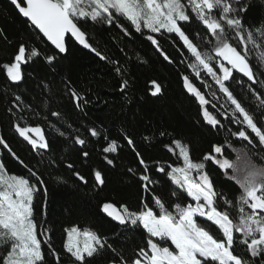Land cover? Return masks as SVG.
<instances>
[{"label":"trees","instance_id":"trees-1","mask_svg":"<svg viewBox=\"0 0 264 264\" xmlns=\"http://www.w3.org/2000/svg\"><path fill=\"white\" fill-rule=\"evenodd\" d=\"M248 3L246 27L264 24V0H248ZM120 23L131 35H126L119 26L85 25L90 42L100 56L69 41L68 52L57 55V59L50 64L45 56L56 54V50L42 35L33 32L30 23L18 13L10 0H0V30L3 33L0 35V63L8 62L21 42L41 52L39 58L23 66L25 79L19 84L8 80L6 73L0 71L2 135L26 167L1 146L0 160L9 174L27 178L33 186L41 189L34 194L33 219L38 226L44 225L47 230L44 237L57 252H61L66 243V230L73 226L85 231L95 230L107 236L109 242L122 248L128 255L141 243L139 231L126 230L125 226L119 225L102 211L105 202L126 203L134 209L143 195L139 180L142 166L138 163L135 151L127 144L126 137L133 139L136 151L148 163L150 175L159 181L155 190L166 202L175 199L170 196L175 185L154 170V162L159 160L160 164L166 166L177 161V157L164 147L174 139L179 138L188 143L196 161L210 153L214 144L224 148L225 156L239 172L230 169L224 175V170L214 162L205 161V164L217 190L229 199L235 200L241 191L236 180L230 177L235 175L241 178L247 163L264 167V145L255 139L249 144L233 134L237 128H244L229 123L228 118L223 116L225 112L230 116L234 106H230L215 81L202 73V77L194 82L202 88L211 104L216 105L214 110L210 105L207 107L213 115L219 114L218 118L222 119L224 127L217 130L203 121L202 108L182 86V76L189 75L191 79L194 74L187 68L193 62L191 56L180 47L179 40L172 34H153L147 29L136 32L126 19ZM183 26L192 36L199 33L196 42L202 48L206 47L200 39L205 33L198 21L193 19ZM148 35H154L160 41L161 48L171 56L172 63L163 59L147 40ZM249 47H252L251 42ZM261 52L264 49H253L257 61ZM261 71L264 68L255 71L260 83L254 86L251 82L233 83L231 86L234 95L241 98L248 110L254 111L257 116L261 108L250 88L264 93ZM124 81L128 82L127 87L121 91ZM153 81L162 89L155 96L152 95ZM72 92L81 98L78 107ZM16 95H21L29 108L21 112L20 108L15 107ZM10 108L13 111L10 112ZM52 112H60L61 116H51ZM21 115L23 121H20ZM18 121L29 127H40L50 140V149L34 150L16 133L13 125ZM53 124L64 131L65 136H59ZM93 127L101 130L100 137H92L90 131H86ZM161 132L166 135L161 136ZM76 136L85 139V145L77 144ZM113 139L117 141V151L104 152L103 149ZM85 151L88 152L87 157L83 156ZM107 159H112L113 165H109ZM68 164L73 167L69 168ZM130 168L131 172L128 171ZM96 171L101 172L105 181L103 185L95 181ZM77 172L85 177L87 183L75 175ZM38 179H42L44 184H38ZM45 187L46 195L42 191ZM42 247L45 264H55L47 251V245L42 244ZM236 251L240 255H247L241 248ZM5 254L4 248H0V258ZM61 259L65 264H71L67 255L62 254ZM92 264H104V258H97Z\"/></svg>","mask_w":264,"mask_h":264},{"label":"snow or ice","instance_id":"snow-or-ice-1","mask_svg":"<svg viewBox=\"0 0 264 264\" xmlns=\"http://www.w3.org/2000/svg\"><path fill=\"white\" fill-rule=\"evenodd\" d=\"M32 26L36 35L46 38L54 46L56 54L46 55L45 60L52 63L57 55L68 52V42H77L86 49L101 54L93 47L85 25L119 26L126 35L131 32L120 21L126 19L136 32L147 29L150 33H167L174 35L180 42V47L190 54L193 62L187 65L192 70L189 75L182 76V86L187 94L198 102L202 108L203 121L219 130L224 127L222 119L213 115L215 104L206 98L196 81L202 73L211 77L224 94L230 106H234L231 115L223 114L229 123L242 125L237 128L235 136L249 144L257 140L264 145V93L254 87L250 91L256 95L260 104V114L248 110L241 98L234 95L233 83H248L254 86L261 81L255 71L264 68V52L259 60L253 55V49H264V24L247 26L245 14L248 11V0H10ZM198 21L205 33L200 39L205 44L202 48L196 36H192L184 28V24ZM259 33V37L257 36ZM0 35H3L0 30ZM149 40L164 60L172 63L171 56L160 46V41L154 35H148ZM259 41V42H258ZM251 42L252 47H249ZM41 52L35 47H29L25 42L17 46L16 52L8 62L0 63V71L6 73V78L19 84L25 79L23 66L34 58H39ZM106 59V57H101ZM119 71V69H117ZM264 76V71H261ZM124 81L121 91L127 87ZM155 96L162 92L161 86L153 81ZM78 107L81 98L71 93ZM215 97V93H213ZM218 99V98H217ZM14 106L21 112L29 108L21 95L14 98ZM22 106V107H21ZM223 107V106H222ZM13 111V109H9ZM51 116L59 118L60 112H52ZM23 115L20 121H23ZM16 133L22 137L34 150H49L50 140L46 138L40 127H29L26 123L16 122ZM59 136L65 132L52 125ZM250 130V131H249ZM92 137H100L101 130L93 127ZM254 134V136L252 135ZM161 136L166 133L161 132ZM107 139V137H104ZM75 142L85 145V139L75 137ZM127 144L132 147L142 166L139 180L143 195L133 209L126 203L105 202L102 211L113 221L125 226L128 231H139L141 243L136 245L128 255L122 248L109 242L107 236L95 230H82L78 226L67 229V241L62 251L57 252L48 245L42 236L47 235L44 225H39L33 219V199L40 188L33 186L29 179L7 175L5 164L0 160V248L5 255L0 258V264H45V251L53 257L55 264H65L61 255H67L71 264H92V261L103 257L104 264H264V167L254 164L245 165L241 178L235 175L240 186V193L235 200L229 199L219 192L213 178L206 170L205 161H212L224 170V175L235 168L232 161L224 154L221 145H213L212 151L205 154L200 161L194 160L190 145L181 139L172 140L164 145L169 153L177 157L173 164L163 165L155 161V171L166 176L175 185L170 196L175 198L166 202L155 190L159 183L150 175L151 169L139 151H136L134 141L126 137ZM0 146L12 151L5 139L0 136ZM229 147L231 145L229 144ZM116 140H111L103 149L106 153L117 151ZM87 157L88 152H83ZM19 159V157H16ZM20 163H23L21 160ZM113 165L112 159H107ZM72 168V164L67 165ZM129 172L132 171L130 168ZM35 175V173H33ZM75 175L84 183L85 177L79 172ZM95 181L99 185L105 183L100 171H96ZM38 184L44 181L38 179ZM47 194V188H43ZM119 203V206H118ZM241 248L247 255H240L236 249ZM258 258V259H257Z\"/></svg>","mask_w":264,"mask_h":264},{"label":"water","instance_id":"water-1","mask_svg":"<svg viewBox=\"0 0 264 264\" xmlns=\"http://www.w3.org/2000/svg\"><path fill=\"white\" fill-rule=\"evenodd\" d=\"M27 19V18H26ZM42 35V34H41ZM45 40H46V38H44ZM49 44H50V42H48ZM78 46H80L81 48H83V49H85V50H88V51H90V49H86V48H84L83 46H81V45H79L77 42H75ZM53 48H54V46H52ZM57 51V50H56ZM0 136H2L3 137V135H2V131H1V126H0ZM2 147V146H1ZM3 148V147H2ZM3 149H5V148H3ZM7 152H8V150L7 149H5ZM9 153V152H8ZM10 154V153H9ZM11 155V154H10ZM12 156V155H11ZM19 164H21L23 167H26L25 165H24V163H20V159H16V157H18L17 155L16 156H12ZM30 172L33 174L34 172L33 171H31L30 170ZM45 208H46V205H44V208H43V214H44V217H45V215H46V212H45ZM43 240H46L47 241V239L44 237V235H43Z\"/></svg>","mask_w":264,"mask_h":264},{"label":"rangeland","instance_id":"rangeland-1","mask_svg":"<svg viewBox=\"0 0 264 264\" xmlns=\"http://www.w3.org/2000/svg\"><path fill=\"white\" fill-rule=\"evenodd\" d=\"M6 174H7V175H14V174H9L7 171H6ZM16 176H17V175H16ZM66 241H67V238H66Z\"/></svg>","mask_w":264,"mask_h":264}]
</instances>
